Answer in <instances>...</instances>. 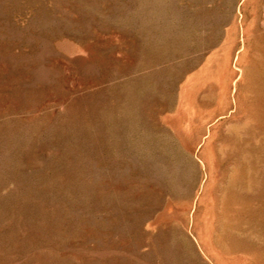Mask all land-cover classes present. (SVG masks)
<instances>
[{
	"label": "rangeland",
	"instance_id": "1",
	"mask_svg": "<svg viewBox=\"0 0 264 264\" xmlns=\"http://www.w3.org/2000/svg\"><path fill=\"white\" fill-rule=\"evenodd\" d=\"M0 264H264V0H0Z\"/></svg>",
	"mask_w": 264,
	"mask_h": 264
}]
</instances>
